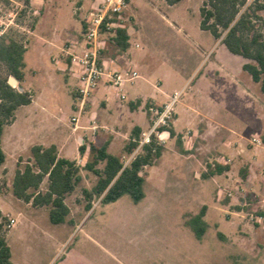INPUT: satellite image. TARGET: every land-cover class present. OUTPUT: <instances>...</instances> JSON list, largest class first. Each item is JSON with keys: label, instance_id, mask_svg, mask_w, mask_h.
<instances>
[{"label": "rangeland", "instance_id": "1", "mask_svg": "<svg viewBox=\"0 0 264 264\" xmlns=\"http://www.w3.org/2000/svg\"><path fill=\"white\" fill-rule=\"evenodd\" d=\"M101 1L30 0L26 3L25 0H1L3 34L27 47L25 79L21 83L17 81L15 86L22 85L36 98L39 96L36 103L17 109V123L14 128L5 127V141L9 135L30 140L37 139L42 132L52 133L60 124V117L65 123L70 122L75 114L71 109L74 103L71 91L76 85L77 74L71 72L69 84H66L64 72L59 71L58 80L52 82L49 71L59 66L68 68L61 59L63 47L79 39L82 20ZM201 4V0H182L174 5L165 0H127L122 12L121 23L131 32L127 49L131 63L145 61L151 68L146 75L152 83L172 94L181 91L177 105L187 99L202 104L194 99L189 84L195 76L197 80L198 71L215 56L212 53L217 45L211 49L216 44L215 37L200 27ZM107 47V57L122 53L111 38ZM53 57L58 61L54 62ZM138 71L141 77L125 85L126 90H130L126 100L134 97L133 89L138 86L144 87L147 94L156 93L163 98L145 80L143 70ZM177 72L182 75L179 79L175 78ZM54 86L59 90L52 96ZM60 86H63V97H60ZM49 99L52 104L47 114L41 106ZM260 100L264 103L262 91ZM243 131L247 137L264 135L259 130L247 128ZM230 137L231 141L238 139L236 134ZM4 149L7 157L5 165L0 167V207L9 213L8 218L16 219L7 233L14 264H264V217L258 215L264 210V201L242 186L235 190L226 184L230 181L243 183L247 169L242 160L236 164L232 162L230 172H225L223 179L221 176H200L198 179L190 171L189 164L180 163L177 168L165 154L148 166L143 186L145 196L140 201L135 202L128 193L109 203L96 198L90 210L84 207L82 189L93 186L97 176L84 169L82 182L66 198L73 222L54 224L47 218L46 208L37 211L39 222H32L24 215L32 211L25 201L20 210L15 206L17 197L9 193L10 186L18 160L23 167L31 151L13 154V149L6 144ZM112 152L117 153L116 150ZM92 158L93 152H90L89 159ZM103 164L98 166L101 168ZM170 167L175 168L171 170ZM258 168L256 183L264 184V165ZM198 170L203 171V168ZM46 184L45 180L42 186ZM231 192L233 194L229 195ZM203 205H207L204 217L207 227L199 239L186 222Z\"/></svg>", "mask_w": 264, "mask_h": 264}, {"label": "crops", "instance_id": "2", "mask_svg": "<svg viewBox=\"0 0 264 264\" xmlns=\"http://www.w3.org/2000/svg\"><path fill=\"white\" fill-rule=\"evenodd\" d=\"M86 18L82 20L83 28ZM129 35H131L130 31ZM215 40L216 44L211 48L213 49L217 45L212 53L215 55L214 59L206 62L198 71L197 80L195 76L189 84L194 99L202 101V104L194 103L191 99L182 100L178 105L176 104L174 121L172 123L174 135L169 136L159 159L166 154L168 161L174 163V166L177 168L180 163L189 164L190 171L198 179H200V176L210 178L204 177V174L209 169V163L213 165L215 163L227 164L230 166V169L225 172H230L232 162L236 164L238 160H242L247 169L245 171L246 178L240 177L243 183L234 184L230 181L226 182V184L228 186L232 185V188L235 190L242 186L246 192L254 193L257 197H262L264 201V184L261 182L256 183L258 167L264 165V147L253 145L249 141L253 135L247 137L243 131L248 128L259 130L264 134V103L260 100L261 85L244 69V64L248 62V59L231 52L222 42L221 38H215ZM65 48L66 46L63 47L64 55L61 59L67 63L68 68L59 66L55 71L51 69L49 76L52 82L58 80L57 73L60 71L64 72L65 82L69 84L71 72H74V65H72L70 58L65 54ZM107 49H105V54ZM105 57L115 58L117 62L115 66L120 69L143 70L146 76L145 80L156 88L163 95V98H160L156 93L147 94L144 87L138 86L133 89L134 97L127 101V93L130 94V90L128 89L127 91L126 86V98L121 99L114 89L101 83L90 98L86 109L76 125L72 122V117L76 115L75 95L78 84L77 77L73 92L71 91L74 100L71 109L75 114L70 117L68 124L64 122L63 117H60V124L57 125L56 130H53L52 133L47 131L42 132L38 135L37 139H15L9 135L5 141V138L3 139L2 136L3 149L6 144L9 148L13 149V154H20L27 150L31 151V147L36 144L46 147L55 144L60 156L76 160L78 164L84 166L90 160L89 153L92 152L90 149L92 142L96 144L108 143V150L111 153H113L112 150H116L117 153L114 154L122 155L125 162L126 157L129 158L132 155L125 151V146L131 140L134 130L140 129L142 134L150 125L149 106L151 104L157 106L164 104L168 101L172 92L165 91L160 86L152 83L146 75V72L150 73L151 68L145 61H136L135 65H133L131 63L132 57L128 50L122 51V53H118L116 56ZM52 60L54 62L58 61L54 57ZM180 77L182 75L177 72L175 78L179 79ZM190 79L191 77L186 83ZM160 84H162V81H160ZM58 90L57 86L52 87L51 95L56 94ZM61 90H63V86H60V97H63ZM38 98L33 93L32 102L22 106H30L36 103ZM51 104L52 100L50 99L43 102L41 110L48 114ZM62 109L60 107L61 116H63ZM29 114L30 112L28 111L25 114V119ZM16 123L17 115L15 112L13 122L7 124L5 127L14 128ZM237 132L241 133V135ZM230 134L238 135V139L231 141L232 137H230ZM260 136L264 137V135ZM82 144L86 146L83 154L80 152ZM251 150H253V153H251ZM29 157L31 158V156ZM5 162L1 166L5 165ZM174 168L170 167L171 170ZM199 168H203V171H199ZM147 170L148 167H146ZM225 172L211 177L221 176L223 179ZM10 188L9 193L13 192L12 184ZM43 188L45 189V187ZM235 190L234 193H236ZM23 201L17 197L15 206L19 209L20 205L24 203ZM26 205L32 209L30 214L24 213L27 218L26 220L30 219L32 222H39L37 211L43 208L48 210L47 218L49 217L50 220L49 206H34L32 202H26ZM0 209L4 214L9 215L1 207ZM70 214L67 219L73 221Z\"/></svg>", "mask_w": 264, "mask_h": 264}, {"label": "trees", "instance_id": "3", "mask_svg": "<svg viewBox=\"0 0 264 264\" xmlns=\"http://www.w3.org/2000/svg\"><path fill=\"white\" fill-rule=\"evenodd\" d=\"M165 1L169 5H174L182 0ZM263 11L264 0H202L200 7V27L210 31L215 38H221L231 52L248 59L244 69L260 83L262 92H264ZM115 31L116 35L111 37L112 41L119 51L127 50L130 46L128 27L120 22ZM26 51L27 47L23 42L8 34L0 36V166L6 160L2 145L4 128L13 122L17 108L30 104L33 99V93L28 89L24 88L21 91L19 87L9 82L10 76L15 77L19 83L24 81ZM168 130L170 135H174L172 125ZM140 137V129L134 130L131 140L125 146L128 154L135 151ZM164 148L165 144L156 140L145 144L126 165L122 155L108 150V143L92 142L90 149L93 158L81 166L76 160L60 156L55 144L48 147L36 144L31 147V158L23 167L19 166L21 162L19 160L12 181V191L16 197L25 202H32L34 206H49L52 223L60 224L67 221L71 223L73 221L67 219L71 210L66 198L82 182L84 178L82 170L91 171L97 176L93 186L82 189L86 210L93 207L96 198H100L102 203H109L126 193L138 202L145 196L143 186L147 177L146 167L157 162ZM85 150L86 146L82 144L80 152L83 154ZM101 162H104L102 168L98 167ZM229 169L230 166L227 164L215 163L209 166L204 177L221 174ZM243 178H246L245 172ZM45 180L47 184L44 189L42 184ZM206 212L207 205H203L200 211L186 222L199 239L203 237L207 227L204 219ZM258 215L264 217V210H260ZM8 222V216L0 209V264H14L12 249L7 241ZM219 235L222 236L220 232Z\"/></svg>", "mask_w": 264, "mask_h": 264}, {"label": "built area", "instance_id": "4", "mask_svg": "<svg viewBox=\"0 0 264 264\" xmlns=\"http://www.w3.org/2000/svg\"><path fill=\"white\" fill-rule=\"evenodd\" d=\"M126 7L127 0H102L87 16L86 25L79 39L75 43L68 44L64 50L72 65L77 66V69H74L78 77L75 95L76 115L72 117V122L76 125L90 98L101 83L111 87L121 99H125L126 83L133 82L140 77L137 70L120 69L115 66L117 63L115 58L105 57L107 41L116 35L115 28L120 24L122 12ZM4 32L5 27L0 28V36ZM180 96L181 91H176L169 96L168 101L164 104L149 106L150 125L147 130L142 132L137 148L125 161L126 165L145 144H150L154 140L166 144L170 136L168 128L174 121L175 108ZM249 141L257 147H264V137L260 135H253ZM229 195H232V192ZM15 222L16 219L10 217L7 226L11 227Z\"/></svg>", "mask_w": 264, "mask_h": 264}, {"label": "water", "instance_id": "5", "mask_svg": "<svg viewBox=\"0 0 264 264\" xmlns=\"http://www.w3.org/2000/svg\"><path fill=\"white\" fill-rule=\"evenodd\" d=\"M9 82L15 86V84L17 83V79L13 76L9 77ZM19 89L22 91L24 88L22 86L19 87Z\"/></svg>", "mask_w": 264, "mask_h": 264}]
</instances>
